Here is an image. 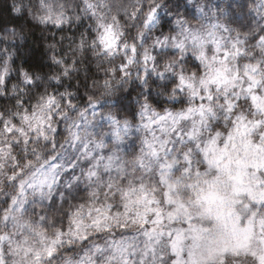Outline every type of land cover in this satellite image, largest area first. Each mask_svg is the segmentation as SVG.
Listing matches in <instances>:
<instances>
[{
    "label": "snow or ice",
    "instance_id": "1",
    "mask_svg": "<svg viewBox=\"0 0 264 264\" xmlns=\"http://www.w3.org/2000/svg\"><path fill=\"white\" fill-rule=\"evenodd\" d=\"M76 8L40 0L33 19L52 40L75 24L114 64L105 89L138 95L44 87L15 29L0 39V264H264V0Z\"/></svg>",
    "mask_w": 264,
    "mask_h": 264
},
{
    "label": "clouds",
    "instance_id": "2",
    "mask_svg": "<svg viewBox=\"0 0 264 264\" xmlns=\"http://www.w3.org/2000/svg\"><path fill=\"white\" fill-rule=\"evenodd\" d=\"M16 3L23 4L25 7H29V12L25 19V22L19 26V28H7L5 34L0 36V39L4 38L9 29H15L17 36L16 40L21 45L30 38L32 27L29 26L28 21H31L32 26H37V22L33 19V11L40 3V0H15ZM53 4H64L67 6V10L73 15L76 13V6L81 4V0H49ZM103 2L111 8V14L123 15V11L127 6L134 2V0H103ZM202 4L215 5L214 0H201ZM105 10V9H102ZM16 14V13H15ZM76 28L75 24L65 25L64 33L62 34L64 39L61 41L60 36H57L55 40L51 37L59 30L52 25L39 26L40 40L37 43L38 47L42 46L44 57L39 65L31 67L34 74L41 81L42 85L47 88H51L52 78L56 77L63 82V87L67 88L72 86V90L78 92L80 95L86 96L95 94L96 99L99 102L107 101L110 104H128L134 103L138 92H133L134 85L129 82L128 84L119 83L118 79L112 78V84L110 89H105V79H109V73L114 68V64L105 59L102 55L97 53L82 50L79 47L78 33L72 38L69 32ZM131 28V25H129ZM55 54L61 57L64 62L68 64L71 70V75L65 78L63 74L64 63L57 66L50 59L51 55ZM130 99H127L129 98Z\"/></svg>",
    "mask_w": 264,
    "mask_h": 264
},
{
    "label": "trees",
    "instance_id": "3",
    "mask_svg": "<svg viewBox=\"0 0 264 264\" xmlns=\"http://www.w3.org/2000/svg\"><path fill=\"white\" fill-rule=\"evenodd\" d=\"M14 2L15 0H0V36L5 34L7 28H19V26L25 22L27 17L26 12L22 15H17L12 12L11 6ZM170 2L182 6L185 0H170ZM241 2H244V0H214L216 6L224 8L229 12H233L235 10V5ZM247 2L251 3V0H247ZM181 10H184L183 7H181ZM188 11L191 12L193 10L188 9ZM28 24L32 27L30 38L24 45H21L19 41H17V43L21 45V58L17 60V64H22L25 68L39 65L44 57L42 46H37L40 40L39 26H32L31 21H28ZM76 32L77 28H74L69 32V35H73ZM25 52L27 53L26 55L24 54Z\"/></svg>",
    "mask_w": 264,
    "mask_h": 264
}]
</instances>
